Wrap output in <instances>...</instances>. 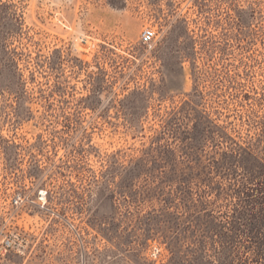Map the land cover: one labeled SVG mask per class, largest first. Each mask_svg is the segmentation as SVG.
<instances>
[{
    "label": "rangeland",
    "instance_id": "obj_1",
    "mask_svg": "<svg viewBox=\"0 0 264 264\" xmlns=\"http://www.w3.org/2000/svg\"><path fill=\"white\" fill-rule=\"evenodd\" d=\"M11 229L7 264H264V0H0Z\"/></svg>",
    "mask_w": 264,
    "mask_h": 264
},
{
    "label": "built area",
    "instance_id": "obj_2",
    "mask_svg": "<svg viewBox=\"0 0 264 264\" xmlns=\"http://www.w3.org/2000/svg\"><path fill=\"white\" fill-rule=\"evenodd\" d=\"M155 38V32L150 28H144L141 32V39L147 44H151ZM46 195V194H42ZM23 201L21 194H17L13 198V202L16 206H19ZM79 235V232H78ZM24 238L22 232L17 229H11L0 232V264H7L11 255L23 252ZM155 253H160V248H154ZM84 264L87 263L88 253L85 252L83 255ZM88 261V260H87Z\"/></svg>",
    "mask_w": 264,
    "mask_h": 264
}]
</instances>
